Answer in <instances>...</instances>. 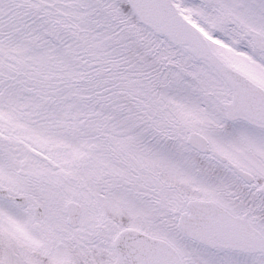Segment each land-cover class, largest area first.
Masks as SVG:
<instances>
[{"label": "snow or ice", "instance_id": "obj_1", "mask_svg": "<svg viewBox=\"0 0 264 264\" xmlns=\"http://www.w3.org/2000/svg\"><path fill=\"white\" fill-rule=\"evenodd\" d=\"M0 264H264V0H0Z\"/></svg>", "mask_w": 264, "mask_h": 264}]
</instances>
